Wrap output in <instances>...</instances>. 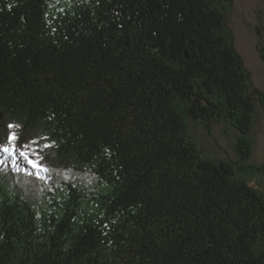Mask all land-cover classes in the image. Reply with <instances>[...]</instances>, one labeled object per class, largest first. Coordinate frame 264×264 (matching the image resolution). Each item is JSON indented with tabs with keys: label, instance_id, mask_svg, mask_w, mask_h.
<instances>
[{
	"label": "trees",
	"instance_id": "trees-1",
	"mask_svg": "<svg viewBox=\"0 0 264 264\" xmlns=\"http://www.w3.org/2000/svg\"><path fill=\"white\" fill-rule=\"evenodd\" d=\"M232 3L0 0V264H264Z\"/></svg>",
	"mask_w": 264,
	"mask_h": 264
},
{
	"label": "rangeland",
	"instance_id": "rangeland-1",
	"mask_svg": "<svg viewBox=\"0 0 264 264\" xmlns=\"http://www.w3.org/2000/svg\"><path fill=\"white\" fill-rule=\"evenodd\" d=\"M229 23L247 66L264 88V60L259 52L264 42V0H233ZM255 135L254 158L261 163L264 162V111L259 115Z\"/></svg>",
	"mask_w": 264,
	"mask_h": 264
},
{
	"label": "snow or ice",
	"instance_id": "snow-or-ice-1",
	"mask_svg": "<svg viewBox=\"0 0 264 264\" xmlns=\"http://www.w3.org/2000/svg\"><path fill=\"white\" fill-rule=\"evenodd\" d=\"M9 127H13L12 125H9ZM9 142L11 143V146L8 145H4L3 146V151L4 152H13L16 150V146L14 143H12L15 140L14 136H9ZM24 148H27V145L23 146ZM21 155H23L25 158H28V152L27 151H22ZM28 162L31 163L33 165L34 168H38V167H42V165L39 164V158L37 160H32L30 158H28ZM0 163H2V161H0ZM44 171H47V169L45 168Z\"/></svg>",
	"mask_w": 264,
	"mask_h": 264
}]
</instances>
